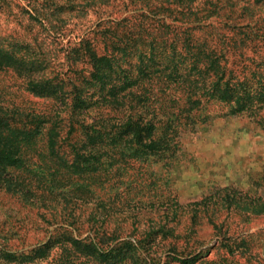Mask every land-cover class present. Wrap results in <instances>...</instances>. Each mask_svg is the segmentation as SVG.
<instances>
[{"label":"rangeland","instance_id":"rangeland-1","mask_svg":"<svg viewBox=\"0 0 264 264\" xmlns=\"http://www.w3.org/2000/svg\"><path fill=\"white\" fill-rule=\"evenodd\" d=\"M7 1L9 6L0 8V33L29 44L20 54L39 62L31 78L59 74L81 85L92 69L81 61L85 56L76 61L83 55L81 40L96 43L100 53L105 41L109 53L115 52L112 45L134 46L137 53L150 51L148 41L157 46L166 41L165 49L158 48L160 59L166 61L171 43L182 51L187 36L217 50L222 64L228 61L230 68L240 52L234 40L247 44L237 57L248 69L264 73V48L253 47L264 46V0ZM169 22L179 28L165 33L163 23ZM138 60L133 54L128 62L122 61L140 78ZM210 62L204 57L199 64L202 72L196 76L194 95L175 90V82L165 77L153 78L139 81L132 94L120 92L119 101L103 100L83 113L64 108L57 118L62 133L68 131L70 119L91 124L95 118L109 122L143 111L144 117L155 120L158 134L167 128L174 139L165 153L137 160L133 168L121 162L114 177L100 169L66 179L57 170L51 177L63 181L50 180L57 187L53 193L40 191L48 198L44 202L31 204L24 195L0 189V247L30 249L66 222L73 224L76 235L115 230L112 244L133 240V260L139 264H184L182 258L193 264H264V103L234 111V103L209 98L203 87L213 78ZM28 80L14 68L0 70L1 103L56 113L57 100L33 93ZM166 85L172 88L160 90ZM75 128L76 140L83 130L78 123ZM47 151L40 141L35 158H45L43 167L50 163L55 170ZM60 152L70 160L76 155L70 147ZM248 202L262 212L247 209Z\"/></svg>","mask_w":264,"mask_h":264},{"label":"trees","instance_id":"trees-1","mask_svg":"<svg viewBox=\"0 0 264 264\" xmlns=\"http://www.w3.org/2000/svg\"><path fill=\"white\" fill-rule=\"evenodd\" d=\"M20 3L19 0H16ZM9 6L7 0H0V8ZM39 14L38 9H35ZM143 15V14H140ZM162 21V20H161ZM167 30H177L179 26L172 23H163ZM186 30V29H185ZM186 32V31H185ZM103 44V53L97 51V44L81 40L78 45L83 51L76 61L81 60L91 65L90 76H84L82 84L71 82L69 78H59V74L46 78H31L37 72L39 62L26 60L20 51L29 48V44L21 38H9L0 33V70L14 68L20 75L29 77L27 86L29 90L39 96L53 97L57 100L56 113L46 114L35 111H27L19 106H5L0 101V189L13 195L26 196V202L31 204L48 199L42 192L53 193L57 188L54 182H62L54 176L55 172L62 171L66 179L71 174H83L96 172L100 169L106 171V177L117 176L115 169L120 163L125 167L133 168L137 160H147L151 155H158L169 150L173 141L172 132L167 128L158 134V128L153 118H146L143 111L139 116L129 114L125 118L109 122H100L95 118L94 122L85 124L83 121L70 119L67 132L62 133V127L57 130V122L64 108H71L72 114L76 111L86 112L95 103L103 100L116 102L121 96L119 93L129 90L139 81H147L153 78L165 79L175 82V90H180L184 95L196 94L194 83L199 82L202 70L199 64L203 58H210L208 65L212 74L209 86H204V93L209 98H216L227 103H234V111L253 109L257 104L264 103V73L248 69L239 57L247 46L234 40L236 54L232 68L222 64L217 50L208 44L198 45L197 41L187 36L182 44V51H177V44L170 45L169 56L163 61L159 57V47L155 42L148 41L145 44L148 50L133 52L134 46H113L114 53H109V45ZM209 47V50L208 48ZM255 49L264 46H253ZM139 58L137 68L141 72L140 78L131 74L130 69L124 67V62L129 61L132 55ZM75 61V60H74ZM75 61V62H76ZM71 63V68L76 64ZM163 62L165 65H163ZM78 71V70H74ZM80 71V70H79ZM164 71H168L163 74ZM198 73H195V72ZM200 72V73H199ZM166 82V81H165ZM71 85V86H70ZM170 85L161 87L167 92ZM202 88V87H201ZM154 91V90H153ZM151 93V92H150ZM204 94V95H205ZM151 98L152 94L146 95ZM157 98V92L153 93ZM78 109V110H77ZM110 118V117H109ZM61 119V118H60ZM56 122V125H55ZM54 126L47 128V124ZM82 127L83 135L74 139L75 124ZM40 141L45 142L49 161L56 163L55 170L49 164L43 167L45 158H35V152ZM74 148L76 155L70 160L61 149ZM82 149V152H79ZM88 152V154H86ZM46 157V155H45ZM45 163V162H44ZM42 169L43 174H40ZM49 170V174L46 172ZM116 172V173H115ZM61 173V172H60ZM114 173V175H112ZM51 180V181H50ZM61 184L58 187H64ZM43 196V197H42ZM247 209L261 213L262 209L252 206L248 202ZM264 211V210H263ZM73 224L63 222L58 233L52 234L46 241L37 243L26 250L11 249L9 246L0 247L1 264H139L134 261L132 255L135 242L131 239L112 244L115 241V230H104L101 234L81 236L74 234L71 229ZM109 244H106L108 243ZM0 244H3L1 241ZM106 244V245H105ZM184 264H193L188 258H182ZM170 264V263H165Z\"/></svg>","mask_w":264,"mask_h":264}]
</instances>
